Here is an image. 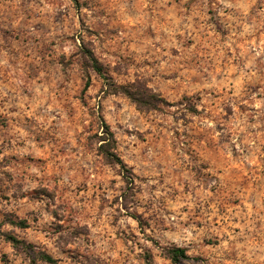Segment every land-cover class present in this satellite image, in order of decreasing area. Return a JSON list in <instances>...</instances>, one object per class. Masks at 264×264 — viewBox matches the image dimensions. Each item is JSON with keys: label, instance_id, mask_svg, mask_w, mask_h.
<instances>
[{"label": "rangeland", "instance_id": "rangeland-1", "mask_svg": "<svg viewBox=\"0 0 264 264\" xmlns=\"http://www.w3.org/2000/svg\"><path fill=\"white\" fill-rule=\"evenodd\" d=\"M176 247L264 264V0H0V264Z\"/></svg>", "mask_w": 264, "mask_h": 264}, {"label": "trees", "instance_id": "trees-1", "mask_svg": "<svg viewBox=\"0 0 264 264\" xmlns=\"http://www.w3.org/2000/svg\"><path fill=\"white\" fill-rule=\"evenodd\" d=\"M87 56H88L89 63H90L89 68H91L94 72H96L100 77L107 80L106 72L104 71L103 66L97 60V58L93 55V53L88 51ZM86 81H87L86 82V88H88L91 84V78L89 75H87ZM123 93H126L128 96L132 97L131 96L132 94L129 91L128 92L125 91ZM108 135L110 136V138L104 139L105 142H104V144H102L100 146L99 152L105 157V159L107 161H110L111 163L112 162L117 163L118 165H120L122 170L125 171L127 169V166L122 161V159L117 155V153L114 151L115 142H114L113 136L110 133H108ZM110 146H112V147H110ZM16 225H18L22 228L27 227L26 226L27 224L25 221L18 222V223H16ZM7 239H8V241H10L13 244V246L15 248H17L21 244H24L23 241L19 240L15 236H7ZM35 253H36L35 255H36L37 259H39L40 261H45V262L50 263V264H57V260L55 258H53L50 254L43 252V251L35 252ZM167 255L173 264H183L184 260L189 259V256H188L186 250L183 248H178V247L168 250ZM147 264H152L150 259H147Z\"/></svg>", "mask_w": 264, "mask_h": 264}]
</instances>
